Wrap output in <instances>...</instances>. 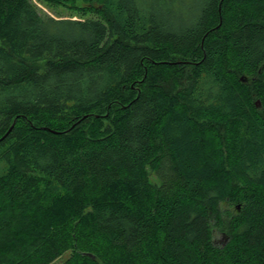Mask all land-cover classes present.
<instances>
[{
    "label": "trees",
    "instance_id": "1",
    "mask_svg": "<svg viewBox=\"0 0 264 264\" xmlns=\"http://www.w3.org/2000/svg\"><path fill=\"white\" fill-rule=\"evenodd\" d=\"M36 1L0 0V264H264V0Z\"/></svg>",
    "mask_w": 264,
    "mask_h": 264
},
{
    "label": "rangeland",
    "instance_id": "2",
    "mask_svg": "<svg viewBox=\"0 0 264 264\" xmlns=\"http://www.w3.org/2000/svg\"><path fill=\"white\" fill-rule=\"evenodd\" d=\"M34 3H36V5L45 13L56 17L57 14L53 13L52 11L47 10L44 6H42L41 4H39L36 0H34ZM59 14H61L63 16L64 19L70 18L71 16L74 17V19H76L77 17L68 9H60L57 11ZM57 18V17H56ZM152 181L153 182H157V179L154 175H152ZM215 241L217 243V245H221V244H227L228 240H225L224 236L221 235L220 233L216 232L215 233ZM69 257V253H66L65 255H63L60 259H58L55 263L53 264H62L67 258Z\"/></svg>",
    "mask_w": 264,
    "mask_h": 264
},
{
    "label": "water",
    "instance_id": "3",
    "mask_svg": "<svg viewBox=\"0 0 264 264\" xmlns=\"http://www.w3.org/2000/svg\"><path fill=\"white\" fill-rule=\"evenodd\" d=\"M241 80H242V81H245L244 78H242ZM256 106H257V107H260V101H257ZM239 208H240V207H239ZM239 208H238V209H239ZM224 238H225V240H227V239H226V236H225Z\"/></svg>",
    "mask_w": 264,
    "mask_h": 264
}]
</instances>
